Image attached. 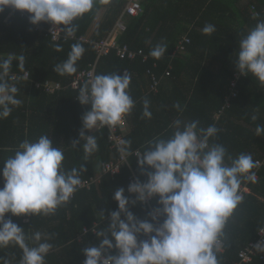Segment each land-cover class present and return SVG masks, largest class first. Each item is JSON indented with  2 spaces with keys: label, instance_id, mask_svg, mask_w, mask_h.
I'll list each match as a JSON object with an SVG mask.
<instances>
[{
  "label": "trees",
  "instance_id": "1",
  "mask_svg": "<svg viewBox=\"0 0 264 264\" xmlns=\"http://www.w3.org/2000/svg\"><path fill=\"white\" fill-rule=\"evenodd\" d=\"M126 2L96 0L92 11L74 22L78 26L75 36L83 37L86 41L71 39L54 42L44 31L49 23L42 22L38 25L42 29L35 30V25L16 11L5 9L0 13V62L11 54L17 57L13 61L8 82L20 88L17 98L23 102L22 106L13 108L9 117L0 118V189L4 187V162L14 156L24 140L36 142L41 135H48L53 147L63 150V171L70 172L72 168L83 165L87 168L81 178L97 176L101 173L103 163L117 160L119 153L117 149L111 148L106 128H96L85 133L95 136L99 147L87 160L83 150L85 141L80 140L77 147H72V142L80 139L82 117L90 111V105H81L77 99L79 90L66 88L47 94L35 89L32 81L50 80L65 86L70 84L78 71L94 61V43L106 37ZM139 2L142 13L127 19L126 29L118 36L117 42L120 45L127 44L134 50L142 49L147 59H119L112 50L99 60L96 70V76L112 73L123 76L124 71L131 75L128 91L136 106L125 117L130 132L124 136V141L131 142L128 150L132 154L128 156V163L139 180L147 182V176L141 174L137 156L133 152L139 150L143 153L147 150L148 142L156 137H171L176 119L185 122L198 120L199 127L204 129L215 125L219 133L209 140V145L223 144L233 159L240 154H251L254 162L257 159L263 160L264 136H256L255 129L257 125H264V85L255 77H241L238 96L232 99L230 107L223 111L216 122L214 118L224 105L229 82L237 72L235 61L242 37L264 21V0H247L243 5L238 4L239 0ZM251 5L256 7L259 17L253 16ZM207 24L216 27L212 35L203 33ZM184 35L190 38L186 51L172 57L175 45ZM161 41L168 44V51L162 59L156 60L150 52ZM76 43L86 49L77 62V72L61 76L54 69L57 64L68 59L72 45ZM57 46L63 50L57 52ZM21 55L26 57L25 70L19 67L18 58ZM170 65V74L165 76ZM147 70L160 79L157 92L150 90L151 81ZM26 71L29 72V79H11L12 74L21 75ZM167 83L170 87H167ZM145 97L151 102V119H141ZM177 103L183 111L174 107ZM253 114L259 116L255 123L251 119ZM257 174L258 178L248 183L249 192L244 194L243 202L230 219L225 236L221 238L224 250L218 252L220 264H233L239 250L256 240L259 237L258 231L264 227V163ZM129 176L128 167H123L114 178L101 176L100 181L89 189H79L71 202L60 207L55 215L16 217L9 213L5 219H11L23 228L26 237L34 236L36 232L53 236V239L47 241L53 248L45 258L46 264H84V250L99 246L101 241L96 233L108 227L111 213L118 210V202L114 199L117 189H124V195L130 201L127 206L129 211L141 221L160 207L158 197L151 199L150 205L139 202L133 205L131 201L135 200V196L128 191ZM164 219L161 217L159 223H163ZM94 224L96 231L83 234L78 241L82 229L91 228ZM146 237L142 234L138 239L144 240ZM27 242L29 246H36L31 239ZM112 254L115 255L116 250ZM22 255V250L15 245L0 248V264H20ZM247 264H264V257L255 256Z\"/></svg>",
  "mask_w": 264,
  "mask_h": 264
},
{
  "label": "clouds",
  "instance_id": "2",
  "mask_svg": "<svg viewBox=\"0 0 264 264\" xmlns=\"http://www.w3.org/2000/svg\"><path fill=\"white\" fill-rule=\"evenodd\" d=\"M95 3L96 0H0V13L5 9L28 13L32 25L49 23L54 31L65 32L66 38H70L78 30L74 22L91 12ZM215 31L212 24L203 28L205 35ZM168 47L161 41L151 50V57L162 59ZM62 50L61 46L56 47L57 52ZM85 51L82 44H73L68 59L57 64L54 71L61 76L75 74L77 62ZM15 59L11 54L0 62V118L9 117L13 108L23 103L17 98L20 88L8 82ZM18 59L20 69L25 70L26 57L21 55ZM235 65L239 74L255 77L264 85V21L242 37ZM130 84L129 73L123 76L112 73L94 76L79 89L77 99L81 105H90V111L83 115L80 139L74 140L72 147H77L80 140L85 141V160L99 150L96 137L85 133L98 127L114 128L135 108L128 91ZM150 104L145 97L141 119L152 118ZM174 107L183 111L179 103ZM251 119L255 123L258 114H253ZM199 123L176 119L171 137L154 138L148 142L147 150L137 155L147 182L137 180L130 184L128 191L135 196L131 203L158 197L160 207L141 221L129 211L130 201L124 189H117L114 199L118 210L111 213L108 227L96 233L101 241L99 246L84 250V264H220L221 238L243 202L241 185L255 180L252 170L256 163L251 154H240L233 159L223 144L210 146L209 140L218 135L219 129L215 125L200 128ZM255 135L264 136V125H257ZM130 147L131 142L127 141L121 148L125 158L132 154ZM64 159L63 150L54 148L48 135H41L36 142L24 140L14 156L4 162L0 248L18 246L23 253L20 264H46L45 258L53 248L47 241L53 236L36 232L26 237L23 228L5 217L9 213L16 217L52 216L70 203L82 185L81 176L87 168L83 165L65 172ZM100 215L104 218L103 213ZM161 217H165L163 223H159ZM142 234L150 238L139 240ZM29 239L36 246H29ZM257 248L264 252V246Z\"/></svg>",
  "mask_w": 264,
  "mask_h": 264
},
{
  "label": "built area",
  "instance_id": "3",
  "mask_svg": "<svg viewBox=\"0 0 264 264\" xmlns=\"http://www.w3.org/2000/svg\"><path fill=\"white\" fill-rule=\"evenodd\" d=\"M13 11V10H12ZM250 11L253 14L254 17H259V13L254 5H251ZM18 12V11H16ZM21 17H26L30 20V16L28 13H21L18 12ZM142 13V6L139 2V0H127L123 11L117 18L116 22L114 23L112 29L109 31V33L106 35V37L100 39L99 41L94 43V50H95V59L92 63L88 64L87 68H84L80 71H78L70 81V84L67 86L61 84L60 82H52L50 80H46L43 82L38 81H32V84H34L35 89H40L44 91L47 94H53L56 91L63 90L66 88H71L74 90H79L81 86L85 83L90 81L94 76H96V70L99 60L108 55L112 50L115 51L116 56L119 59L124 60H134L138 57L142 58V61H145L147 59V55L144 54L142 49L134 50L131 49L127 44L120 45L117 42L118 36L125 31L126 29V21L130 17H134ZM42 29L40 26L35 25V30ZM54 26L49 25L48 28L44 29L45 34L49 36V38L54 41L58 42L60 40L67 41L71 39H77L79 41H86L83 37H70L66 38V34L61 31H54ZM190 43V38L187 35L182 36L177 44L175 45V48L172 52V57L183 54L186 51V45ZM171 68V65L169 68L165 71V76H168L170 74L169 69ZM124 71L123 73H125ZM147 74L150 78L151 84H150V90L152 92H157L159 89V83L160 79L157 78L150 70H147ZM242 76L239 74V72H235L233 74L232 79L229 82V91L228 94L224 98V105L219 110V112L215 115V122L220 118V115L223 113L224 110L228 109L231 105L232 99L236 98L238 96L239 90H238V82L241 79ZM29 72L26 71L23 74H12L11 79L14 81H20L21 79H29ZM127 125V122L124 118V120L115 126L114 128H108L105 127L108 131V142L111 145V148L117 149L119 156L117 160L115 161H109L105 162L101 166V173L94 177L89 178H81L82 179V185L79 187V189H89L94 183H97L100 181L101 176L108 175L111 178H114L116 175L120 173V170L123 167H128L130 170V176H129V184H132L139 180L138 176L136 175L135 171L130 167L128 163V157L125 158L121 153V148L125 147V141H124V134L122 132L123 127ZM101 129V128H97ZM141 153L139 150H136L133 152L134 155H138ZM256 167L252 170L255 174V180L258 178L257 171L259 167L264 163L263 160H255ZM140 181V180H139ZM141 182V181H140ZM250 181H246L241 185L240 193L242 196L244 194L249 192L248 183ZM145 183V182H141ZM78 189V190H79ZM74 197V196H73ZM150 201L148 200L144 202V204L150 205ZM96 224H94L91 228L84 227L82 229L81 234L78 236V241L82 239V235L85 233H88L89 231L95 232ZM258 238L254 241H251L244 245L237 254V260L233 264H247L253 260L255 256H260V258L264 257V253L260 251L259 248H257L258 245L264 246V227L261 228L258 231ZM150 237H146L144 240L149 239ZM224 250V244L221 240L219 244V251L223 252Z\"/></svg>",
  "mask_w": 264,
  "mask_h": 264
},
{
  "label": "crops",
  "instance_id": "4",
  "mask_svg": "<svg viewBox=\"0 0 264 264\" xmlns=\"http://www.w3.org/2000/svg\"><path fill=\"white\" fill-rule=\"evenodd\" d=\"M246 2H247V0H239L238 4H242L243 5ZM97 20H99V19H97ZM166 85L168 87L170 84L167 83ZM122 132H123L124 136L127 135L130 132V128H129L128 124L123 127Z\"/></svg>",
  "mask_w": 264,
  "mask_h": 264
}]
</instances>
